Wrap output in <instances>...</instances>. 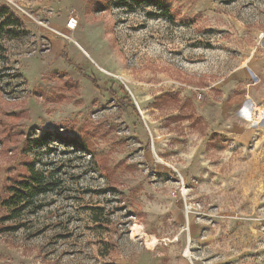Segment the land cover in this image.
<instances>
[{"label": "rangeland", "instance_id": "rangeland-1", "mask_svg": "<svg viewBox=\"0 0 264 264\" xmlns=\"http://www.w3.org/2000/svg\"><path fill=\"white\" fill-rule=\"evenodd\" d=\"M116 1L0 0V264H264V0Z\"/></svg>", "mask_w": 264, "mask_h": 264}, {"label": "trees", "instance_id": "trees-1", "mask_svg": "<svg viewBox=\"0 0 264 264\" xmlns=\"http://www.w3.org/2000/svg\"><path fill=\"white\" fill-rule=\"evenodd\" d=\"M144 4L154 5L159 7L164 15L172 19L171 10L169 4L165 0H117V7H133V6H141ZM8 15V17H7ZM16 23L20 24V20H14L12 22L9 16V8L8 6H4L0 3V64L4 63L6 59V47L4 41L6 39H11L16 36L14 28H10L12 25ZM15 34V35H14ZM58 140H61L63 143L71 144L74 142V138H70L69 136H63L61 134H56ZM44 136H41L39 139L40 142H43ZM47 143V142H46ZM45 145V144H41ZM86 149L83 146V150ZM28 178L22 184V189L18 190L19 195L15 196V199L19 197L20 201H24L25 198H34L42 193H46L48 191H53L57 186L56 182L48 180L43 172H39L36 170V167L33 164H28ZM25 207V206H23Z\"/></svg>", "mask_w": 264, "mask_h": 264}, {"label": "built area", "instance_id": "built-area-1", "mask_svg": "<svg viewBox=\"0 0 264 264\" xmlns=\"http://www.w3.org/2000/svg\"><path fill=\"white\" fill-rule=\"evenodd\" d=\"M77 24H78L77 19L73 16H71L70 19L67 21V27L69 29L76 28Z\"/></svg>", "mask_w": 264, "mask_h": 264}, {"label": "crops", "instance_id": "crops-1", "mask_svg": "<svg viewBox=\"0 0 264 264\" xmlns=\"http://www.w3.org/2000/svg\"><path fill=\"white\" fill-rule=\"evenodd\" d=\"M65 27H67V25H66V24H65ZM253 102H255V104H256L257 106H259V105H258L259 103H257L256 101H253Z\"/></svg>", "mask_w": 264, "mask_h": 264}]
</instances>
